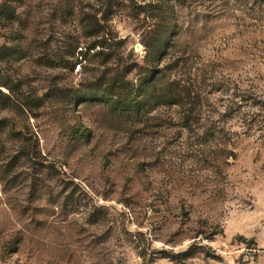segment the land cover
Returning <instances> with one entry per match:
<instances>
[{
    "label": "rangeland",
    "instance_id": "rangeland-1",
    "mask_svg": "<svg viewBox=\"0 0 264 264\" xmlns=\"http://www.w3.org/2000/svg\"><path fill=\"white\" fill-rule=\"evenodd\" d=\"M0 264H264V0H0Z\"/></svg>",
    "mask_w": 264,
    "mask_h": 264
}]
</instances>
